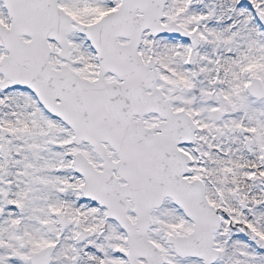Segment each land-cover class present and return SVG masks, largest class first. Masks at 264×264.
Masks as SVG:
<instances>
[{
  "label": "snow or ice",
  "instance_id": "1",
  "mask_svg": "<svg viewBox=\"0 0 264 264\" xmlns=\"http://www.w3.org/2000/svg\"><path fill=\"white\" fill-rule=\"evenodd\" d=\"M0 264H264V0H0Z\"/></svg>",
  "mask_w": 264,
  "mask_h": 264
}]
</instances>
